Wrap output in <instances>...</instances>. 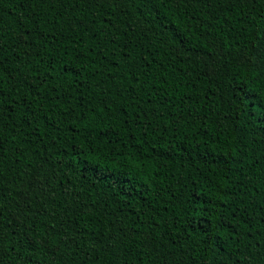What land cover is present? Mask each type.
Masks as SVG:
<instances>
[{"label":"trees","instance_id":"obj_1","mask_svg":"<svg viewBox=\"0 0 264 264\" xmlns=\"http://www.w3.org/2000/svg\"><path fill=\"white\" fill-rule=\"evenodd\" d=\"M0 61V264H264V0H0Z\"/></svg>","mask_w":264,"mask_h":264},{"label":"snow or ice","instance_id":"obj_2","mask_svg":"<svg viewBox=\"0 0 264 264\" xmlns=\"http://www.w3.org/2000/svg\"><path fill=\"white\" fill-rule=\"evenodd\" d=\"M3 82H4V75H3V62L0 61V97L4 95V89H3ZM46 83V82H45ZM257 88H252L250 91L255 92L257 91ZM259 90L264 91V87H261ZM246 91V90H242ZM2 103V101H0ZM24 107L28 108V112L25 113V115H30L32 119H38L36 115H33L31 113V109L28 105H24ZM78 107L81 108V115L75 116L74 119L78 120L81 123V127L83 130L89 131V134H91L92 131L97 130L96 121L97 119H103L106 116V113L104 112L103 107H101L99 110H97L94 106L86 108L84 105H78ZM70 110L66 109V112ZM264 115V113H262ZM85 121H88L87 123ZM31 123V121H29ZM2 140H0V144H2ZM78 154V153H77Z\"/></svg>","mask_w":264,"mask_h":264}]
</instances>
